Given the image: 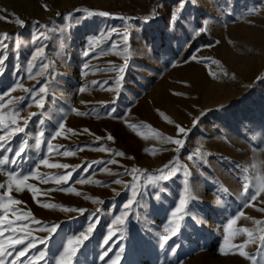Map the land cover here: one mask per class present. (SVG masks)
Returning <instances> with one entry per match:
<instances>
[{
    "label": "rangeland",
    "instance_id": "obj_1",
    "mask_svg": "<svg viewBox=\"0 0 264 264\" xmlns=\"http://www.w3.org/2000/svg\"><path fill=\"white\" fill-rule=\"evenodd\" d=\"M0 17V157L15 161L0 170L4 261L36 238L16 264H57L84 233L71 264H264V191L245 202V184L264 185V0H0ZM165 165L174 174L150 183ZM10 174L29 176L20 191Z\"/></svg>",
    "mask_w": 264,
    "mask_h": 264
},
{
    "label": "snow or ice",
    "instance_id": "obj_2",
    "mask_svg": "<svg viewBox=\"0 0 264 264\" xmlns=\"http://www.w3.org/2000/svg\"><path fill=\"white\" fill-rule=\"evenodd\" d=\"M6 11V10H5ZM100 15H103V16H107L109 15L108 12H100L99 13ZM175 15V14H174ZM0 19H6L5 17H0ZM75 20H78L79 18H74ZM17 23H20V24H23V21H19L17 20ZM47 27V26H45ZM207 31V29L204 27L203 23L201 24V26L197 29V33H203ZM39 36H43L44 33L41 32L38 34ZM8 34L7 33H2L0 34V47L2 48H7V44L4 43V40L7 38ZM125 39V41L127 40V37L126 35L123 37ZM209 47H211V45H208ZM92 51H95L94 48L91 49ZM89 53L88 52H85L84 55H88ZM6 58V56L4 57H0V67H2L3 65V62H4V59ZM33 59H35V57H33ZM193 59H195V57H193ZM42 67L44 68H47L48 65H42ZM87 67V66H86ZM121 71H123V69H120ZM227 74V73H225ZM100 83H103V82H100ZM117 83H119V81H117ZM30 91H35L34 89L30 90ZM47 91L46 87H40L39 88V93H45ZM81 92L84 91L83 88L80 89ZM40 107H43V104L40 103L39 104ZM21 111V109H16L14 110V114H18L19 112ZM110 112H114L115 109H110L109 110ZM80 115H85V113H78ZM32 115H35V114H32ZM113 118H117L118 117H113ZM27 120H25V125L27 124ZM11 123L13 125H15L17 122H16V119H12ZM130 127H135L134 125H129ZM58 127L62 130L64 128V124L63 123H59L58 124ZM178 128V131L180 133H184L185 132V129L181 126H177ZM14 131L16 132H23L24 131V128L23 127H16L14 129ZM71 131V130H69ZM84 131H88L87 129H85ZM41 137L44 135L43 132H41L39 134ZM56 136H59L60 135V131H57L55 133ZM108 139L109 140H112L113 137L112 136H108ZM169 140H171V138H168ZM5 140V137L4 136H0V141H4ZM174 142L176 145H182L183 144V141L180 140V139H175ZM40 146V142L37 141V144H36V147L39 148ZM4 145L2 143H0V148H3ZM25 147H26V142H22L21 146L19 147V150L15 152V156L16 157H20L21 156V153H23L25 151ZM84 147H89V145H85ZM6 151L8 152H11L12 151V148L11 147H8L6 149ZM57 154H60V153H57ZM69 153H64V155H68ZM115 155H118V156H121L123 157L125 154L123 152H118V153H115ZM189 159H192L191 157ZM15 161H9L8 160V157L7 156H3V157H0V170H3L2 169V166L5 164V163H14ZM43 164L49 166V167H63V168H67L68 165H59V164H49L47 160H44L43 161ZM133 172L137 171L136 169H133L132 170ZM160 171V174L155 176L154 178L153 177H149V182L152 183V184H155L157 181H164V180H168L170 178V175L174 174V166L173 165H165L162 169L159 170ZM185 171H187V169H185ZM20 175V174H10L9 175V180H10V183L8 185L9 187V190H11V182H15L17 183V191H20V187L19 185L21 184H24L25 181H27L29 179V176L28 175H23V178L20 179V180H17V176ZM71 176V173H67L66 175H63L59 178V180H57V183L63 181V182H67V180L69 179V177ZM43 179V178H42ZM114 183L116 184H120L121 181L120 180H116L114 181ZM127 186V185H126ZM0 187H3V185H0ZM30 187V186H29ZM248 189V185L245 184V194H246V203L248 200H256L257 196L260 194L261 191H264V185H262L261 187H258L256 188L253 192H248L247 191ZM33 191L35 192V189H33ZM65 191H72V189H65ZM189 191V185L188 183L186 182L185 184V192H188ZM194 191V190H193ZM78 194V193H77ZM134 195H135V192H134ZM142 195V194H141ZM12 204H19L21 203V201L19 200H12L11 201ZM187 201L185 199H181L180 200V206L172 213V216L173 217H176L178 213H181L184 211L185 209V205H186ZM129 204H131V201H129ZM129 204H126L124 207L125 209H127L129 207ZM52 207H61L59 205H51ZM0 207H3L4 209H7L8 208V203H3V204H0ZM62 210L64 211H80V212H83L84 209H75V208H62ZM262 211H264V209H262ZM125 215H127V213L125 212ZM243 215V214H241ZM31 216V213H26L25 214V217H30ZM18 219H20V217H17ZM193 220H195V215L192 216ZM181 219H183V217H181ZM116 222H119V223H123V220L121 217H116ZM33 223H36V224H40L41 222L38 221V220H33ZM235 223V221H231V223L229 224V227H231V224ZM179 228V225L176 226V228L172 229L171 231V235H176V232ZM40 231H48L49 233L51 232H54L56 230L55 226L53 227H48V226H43L39 229ZM92 227L90 226L88 229H87V232L90 234L92 232ZM165 231H168L167 229ZM243 231L247 232L248 230L247 229H244ZM13 232H15V229H13ZM4 233L3 231H0V236H3ZM111 235V233H110ZM28 236H31V232H27L25 233V236L24 237H19L17 236L16 238H14L12 240V243H11V247L13 249V251H15V248H14V245L16 244H24L25 243V239L28 237ZM87 239V235H85L84 233H81V236L80 237H76L74 239H70L68 242H67V247L64 249V252L63 254L59 257V260L57 262V264H71V257L75 255L76 253V247H74V245H78L80 243H82V239ZM169 236L168 235H161L159 237V240L161 241L160 243V247L161 248H164L165 244L167 243V241L169 240ZM264 239V238H262ZM39 242V243H44V240L43 239H40L39 241L36 240V238H33L28 244L25 245V249H22L20 250L16 256L14 257L13 260L11 261H4L2 259L3 255L5 254V251L6 250H3V249H0V264H16V261L19 260L21 257H25L26 256V250L27 249H31L33 247L36 246V243ZM105 243H107V240H105ZM8 255H12L11 252H8L7 253ZM107 253H105L106 255ZM43 255V252H41V256ZM240 255H245V253L243 251H240ZM21 264H23V261H21ZM29 264H32V262L30 261Z\"/></svg>",
    "mask_w": 264,
    "mask_h": 264
},
{
    "label": "trees",
    "instance_id": "obj_3",
    "mask_svg": "<svg viewBox=\"0 0 264 264\" xmlns=\"http://www.w3.org/2000/svg\"><path fill=\"white\" fill-rule=\"evenodd\" d=\"M158 0H153V3L156 5ZM154 13L157 14L158 13V9L154 8ZM198 37L201 38L202 42H210L212 39H209L206 37L205 34H200ZM197 37V38H198ZM196 38H194L191 42V46L184 52L183 56L179 58L180 61H182L184 58H186L188 56V54L190 53L191 49L194 48L196 46V42H195Z\"/></svg>",
    "mask_w": 264,
    "mask_h": 264
}]
</instances>
